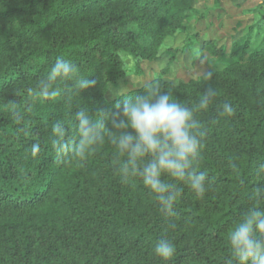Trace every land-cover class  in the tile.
Returning <instances> with one entry per match:
<instances>
[{
  "label": "trees",
  "instance_id": "trees-1",
  "mask_svg": "<svg viewBox=\"0 0 264 264\" xmlns=\"http://www.w3.org/2000/svg\"><path fill=\"white\" fill-rule=\"evenodd\" d=\"M179 1L0 0V264H164L153 251L162 238L176 249L169 264H235L232 227L244 211L264 208V194L254 190L264 185V35L254 47L234 48L231 56L244 59L211 79L156 78L108 98L125 74L122 52L150 58L181 25ZM58 57L94 85L78 92L59 81V96H38ZM157 83L188 106L209 86L217 92L197 113L207 132L198 170L207 173L208 191L201 198L170 180L179 196L168 212L141 183L124 178L125 157L108 136L115 105ZM224 103L232 114H220ZM81 109L105 127L102 142L78 153L63 145L79 144Z\"/></svg>",
  "mask_w": 264,
  "mask_h": 264
},
{
  "label": "clouds",
  "instance_id": "clouds-1",
  "mask_svg": "<svg viewBox=\"0 0 264 264\" xmlns=\"http://www.w3.org/2000/svg\"><path fill=\"white\" fill-rule=\"evenodd\" d=\"M208 78L211 79V74ZM59 81L71 82L78 92H84L95 83L81 77L73 62L58 57L46 77L37 84L36 94L45 100L59 96L60 90L54 86ZM111 91L115 96H127L128 92L123 87ZM216 96V90L209 86L195 106H188L174 99L170 92L162 91L158 83L151 84L144 94L117 103L115 112L107 117L115 130L108 133L110 142L125 157L121 165L124 178L141 183L165 212L173 209L179 196L178 186L170 180L186 185L201 198L208 191L207 173L198 170L207 132L197 113L207 111ZM220 107L221 115L233 112L228 103ZM75 120L79 144L70 146L65 142V149L83 153L86 146L103 141L101 131L105 124L101 118L81 109L75 113ZM54 131L61 138L67 134L60 124L54 126ZM32 151L35 155L38 146H33ZM260 169L264 170V164ZM254 190L264 194V185L254 186ZM228 239L235 264H264V208L252 207L244 211ZM153 251L164 264H169L176 249L171 240L162 238Z\"/></svg>",
  "mask_w": 264,
  "mask_h": 264
},
{
  "label": "rangeland",
  "instance_id": "rangeland-1",
  "mask_svg": "<svg viewBox=\"0 0 264 264\" xmlns=\"http://www.w3.org/2000/svg\"><path fill=\"white\" fill-rule=\"evenodd\" d=\"M178 10L181 25L156 43L150 58L122 52L125 74L108 98L116 97L112 89L129 93L156 78L174 84L207 79L244 59L231 56L234 48L254 47L264 35V0H181Z\"/></svg>",
  "mask_w": 264,
  "mask_h": 264
}]
</instances>
